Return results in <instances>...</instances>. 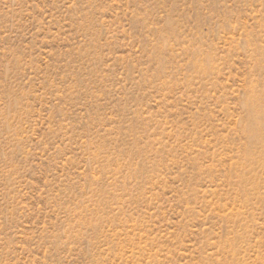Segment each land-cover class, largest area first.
Instances as JSON below:
<instances>
[{
  "label": "rangeland",
  "instance_id": "374dc122",
  "mask_svg": "<svg viewBox=\"0 0 264 264\" xmlns=\"http://www.w3.org/2000/svg\"><path fill=\"white\" fill-rule=\"evenodd\" d=\"M0 264H264V0H0Z\"/></svg>",
  "mask_w": 264,
  "mask_h": 264
}]
</instances>
